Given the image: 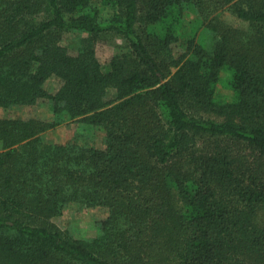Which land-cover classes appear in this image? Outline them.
<instances>
[{"label": "trees", "instance_id": "obj_1", "mask_svg": "<svg viewBox=\"0 0 264 264\" xmlns=\"http://www.w3.org/2000/svg\"><path fill=\"white\" fill-rule=\"evenodd\" d=\"M41 98L0 118V264H264V0H0V108ZM66 120L103 146L47 142ZM72 202L95 236L54 222Z\"/></svg>", "mask_w": 264, "mask_h": 264}, {"label": "rangeland", "instance_id": "obj_2", "mask_svg": "<svg viewBox=\"0 0 264 264\" xmlns=\"http://www.w3.org/2000/svg\"><path fill=\"white\" fill-rule=\"evenodd\" d=\"M223 17L230 23H237L238 20L230 13H224ZM86 35L85 33L67 32L62 44L65 45L70 53H75L78 49L79 38ZM94 45L95 56L101 63L106 62L111 55L115 53L118 46L122 44V39L112 34H105L99 37ZM175 55H178L182 48L178 45L173 47ZM225 73H222L224 76ZM61 79L57 76L48 77L43 87L49 93H55L61 86ZM232 91L223 86H218L215 91V96L218 99L229 100L232 98ZM15 117V118H37L45 121H50L53 118V111L50 99L41 98L36 103L30 105H19L9 108H0V118ZM84 125L77 120H66L45 133L43 137L50 143H66L73 141L78 135L87 137L90 143L95 146H103L104 135L102 130L93 131L94 135L83 132ZM106 209L102 207H85L79 203H68L62 214L54 218V222L68 234L75 238L93 237L96 235L98 222L105 218Z\"/></svg>", "mask_w": 264, "mask_h": 264}]
</instances>
